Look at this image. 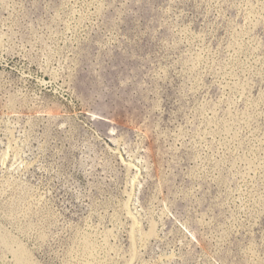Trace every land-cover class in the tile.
Instances as JSON below:
<instances>
[{"label":"rangeland","instance_id":"1","mask_svg":"<svg viewBox=\"0 0 264 264\" xmlns=\"http://www.w3.org/2000/svg\"><path fill=\"white\" fill-rule=\"evenodd\" d=\"M0 264H264V0H0Z\"/></svg>","mask_w":264,"mask_h":264},{"label":"bare ground","instance_id":"2","mask_svg":"<svg viewBox=\"0 0 264 264\" xmlns=\"http://www.w3.org/2000/svg\"><path fill=\"white\" fill-rule=\"evenodd\" d=\"M127 207H129V205L127 206ZM131 212V211H130ZM131 216V215H130ZM135 219V218H134ZM136 220V219H135ZM93 230V229H92ZM85 232V231H84ZM2 240V239H1ZM19 257V256H18ZM20 258V257H19ZM23 262V261H22Z\"/></svg>","mask_w":264,"mask_h":264}]
</instances>
